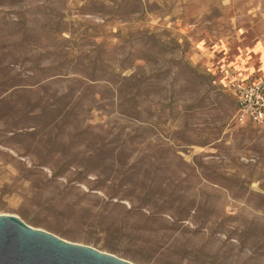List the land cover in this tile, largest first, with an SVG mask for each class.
Masks as SVG:
<instances>
[{
    "label": "rangeland",
    "instance_id": "1",
    "mask_svg": "<svg viewBox=\"0 0 264 264\" xmlns=\"http://www.w3.org/2000/svg\"><path fill=\"white\" fill-rule=\"evenodd\" d=\"M264 0H0V214L134 264H264Z\"/></svg>",
    "mask_w": 264,
    "mask_h": 264
},
{
    "label": "water",
    "instance_id": "2",
    "mask_svg": "<svg viewBox=\"0 0 264 264\" xmlns=\"http://www.w3.org/2000/svg\"><path fill=\"white\" fill-rule=\"evenodd\" d=\"M0 264H134L0 214Z\"/></svg>",
    "mask_w": 264,
    "mask_h": 264
},
{
    "label": "built area",
    "instance_id": "3",
    "mask_svg": "<svg viewBox=\"0 0 264 264\" xmlns=\"http://www.w3.org/2000/svg\"><path fill=\"white\" fill-rule=\"evenodd\" d=\"M238 114L255 124L264 123V81L237 80L231 87Z\"/></svg>",
    "mask_w": 264,
    "mask_h": 264
}]
</instances>
